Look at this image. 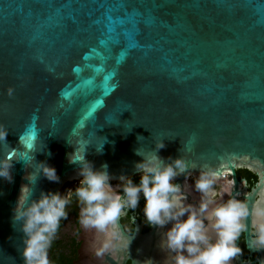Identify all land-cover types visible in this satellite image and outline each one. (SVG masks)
Here are the masks:
<instances>
[{
    "label": "water",
    "instance_id": "obj_1",
    "mask_svg": "<svg viewBox=\"0 0 264 264\" xmlns=\"http://www.w3.org/2000/svg\"><path fill=\"white\" fill-rule=\"evenodd\" d=\"M0 126V156L14 158L12 181L0 178V264H23L21 187L35 197L80 180L75 148L116 182L139 175L135 149L163 139L159 157L181 156L186 177L228 172L251 216L264 198V0H0ZM38 161L59 183L29 184ZM241 169L258 177L250 194Z\"/></svg>",
    "mask_w": 264,
    "mask_h": 264
},
{
    "label": "clouds",
    "instance_id": "obj_2",
    "mask_svg": "<svg viewBox=\"0 0 264 264\" xmlns=\"http://www.w3.org/2000/svg\"><path fill=\"white\" fill-rule=\"evenodd\" d=\"M11 96L13 89H7ZM130 130V129H129ZM7 130L0 126V141H4ZM137 136V140H141ZM106 139L96 147L101 153ZM163 139L154 141V148L144 153L140 148L135 154L142 157L134 167L139 174V183L123 174L119 183H110L112 176L107 164L95 169L93 164L78 154L77 148L67 154L70 164L77 165L81 177L75 188L33 195L28 185L21 187L15 207L12 209L13 228L22 234L18 248L23 264H50L48 250L56 239L62 220L68 219V207L75 198L79 207V225L85 231H93L95 238L87 252L103 261L105 254L111 258L117 249L128 256L132 235H124L118 224L120 216L129 209H136L143 197V215L146 224L163 228L158 247L166 254L162 264H233L242 254L237 241L248 231L254 251L264 249V208H255V219L249 221L247 204L232 195L233 181L229 173L218 175L212 168L198 172L192 188L199 193L197 203H187L177 197L181 186L175 180L186 177L189 165L181 158L168 157L167 162L159 157ZM50 155V153H49ZM13 156H0V178L11 182ZM33 157L29 163L32 165ZM42 176L50 182L59 183L56 169L46 161L34 164V171L25 179L29 184ZM28 193V195H25ZM227 197V198H225ZM210 233L212 235H210ZM133 264H154L151 258L134 261Z\"/></svg>",
    "mask_w": 264,
    "mask_h": 264
},
{
    "label": "flooded vegetation",
    "instance_id": "obj_3",
    "mask_svg": "<svg viewBox=\"0 0 264 264\" xmlns=\"http://www.w3.org/2000/svg\"><path fill=\"white\" fill-rule=\"evenodd\" d=\"M134 183H139V175L131 177ZM196 177L187 176L183 182L182 177L175 180V183L181 186V191L176 195L179 199L195 204L199 200V193L195 192L192 184ZM235 178L238 182L240 192L247 191L250 194L258 186V177L244 169L235 171ZM228 179L232 180L231 175ZM79 180L68 182L62 186L60 192L63 194L69 188H75ZM113 185L119 181H110ZM233 191V186H232ZM227 198V197H225ZM244 201V200H243ZM256 208H262L264 203L263 196H257L254 200ZM144 200H141L136 209L126 210L119 218L118 224L122 234L132 235L131 243L128 249V256L122 249H117L111 258L110 254H105L103 261L92 257L88 252L89 245L95 238L93 231H85L79 225V207L73 198V203L68 207V219L62 220L56 239L48 250V259L50 264H133L134 261H144L151 258L154 264H162L165 253L158 247L161 234L167 230L170 225L158 228L154 225H148L143 215ZM255 219L254 210L250 220ZM210 235H212L210 233ZM238 246L242 249V254L234 259L233 264H264V249L254 251L251 246V238L246 231L242 232Z\"/></svg>",
    "mask_w": 264,
    "mask_h": 264
}]
</instances>
